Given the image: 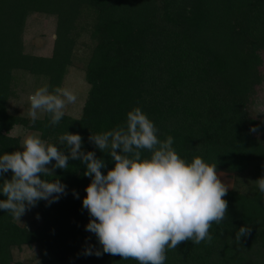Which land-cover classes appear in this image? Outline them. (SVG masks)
I'll return each instance as SVG.
<instances>
[{
	"label": "trees",
	"instance_id": "trees-1",
	"mask_svg": "<svg viewBox=\"0 0 264 264\" xmlns=\"http://www.w3.org/2000/svg\"><path fill=\"white\" fill-rule=\"evenodd\" d=\"M249 7L245 27L239 17ZM34 11L57 19L50 56L24 52L23 28ZM258 23L264 32V0H0V153L19 148V138L9 131L27 122L6 109L16 94L17 73L33 74L50 89L61 86L77 31L86 29L93 45L84 69L89 90L83 112L79 118L64 115L55 126H48L47 115L31 124L48 143H57L51 132L79 133L84 150L96 151L111 168V159L88 136L124 125L127 112L139 107L160 139L174 138V149L186 161L201 157L221 170L252 168L257 178L264 176V140L257 135L264 126L247 112L249 93L263 79L255 52L260 40L242 38ZM253 126L259 131H250ZM84 169L70 160L67 170L55 169V177H47L59 178L66 195L33 207L41 219L35 228L18 225L0 210V264H24L13 262L12 248L32 243L55 255L56 264H138L83 254L86 247H100L85 230L89 214L82 199L90 177ZM251 189H228V210L219 225L211 226V243L183 242L166 250L165 264H245L239 260L242 246L258 244L264 252V194L256 183ZM242 225L252 231L237 243Z\"/></svg>",
	"mask_w": 264,
	"mask_h": 264
},
{
	"label": "clouds",
	"instance_id": "clouds-1",
	"mask_svg": "<svg viewBox=\"0 0 264 264\" xmlns=\"http://www.w3.org/2000/svg\"><path fill=\"white\" fill-rule=\"evenodd\" d=\"M77 99L68 87L50 89L44 84L28 95L27 117L35 124L47 115L48 126H55ZM250 131L259 129L253 126ZM157 133L154 122L139 107L127 112L124 125L90 132L89 143L111 159V168L96 151L84 150L79 133L67 131L57 143L27 135L18 149L0 153V195L4 197L0 210L20 220L41 200L48 205L57 202L66 195V185L47 177H55V169L67 170L74 160L85 166L83 175L90 177L82 199L89 214L85 230L100 245L86 247L84 255L109 254L138 264H165L166 250L183 242L211 243V226L219 225L228 210L224 197L229 187L217 174L216 164L201 157L186 161L174 149L171 135L160 139ZM255 182L264 194V176ZM251 231V226H240L235 241L241 243Z\"/></svg>",
	"mask_w": 264,
	"mask_h": 264
},
{
	"label": "rangeland",
	"instance_id": "rangeland-1",
	"mask_svg": "<svg viewBox=\"0 0 264 264\" xmlns=\"http://www.w3.org/2000/svg\"><path fill=\"white\" fill-rule=\"evenodd\" d=\"M249 8L241 10L239 19L242 20V25L247 26V17L245 12ZM84 20H86L84 18ZM235 21V18H234ZM245 24V25H244ZM57 19L51 14L43 12H31L26 17L25 26L23 28L22 41L24 45V52L27 54H34L37 56H50L55 47V39L57 36ZM78 35L75 39L74 45L71 51L72 65L68 67L64 76L61 86L72 89L77 94V102L72 105H68L65 109V115L72 118H79L83 112V106L87 99L89 85L84 78V69L86 61L90 55V50L93 41L87 33L86 29H79ZM261 23L253 24L252 29H249V33L242 36V38L252 40L253 37H258L256 53H259L261 57L260 73L263 79L260 83L256 84L254 90L249 93V100L247 106V112L249 116L262 122L264 126V42L261 39L264 36ZM262 42V43H261ZM249 45V43H247ZM18 82L16 86L15 96H11L7 103L6 109L13 115L19 116L27 120L24 123L15 124L9 131V134L19 138V142L27 135H38L46 142H49L48 137H43L41 131L29 127L31 125L29 118L27 117L28 101L27 97L37 87L45 84V81L38 79V77L28 72L17 73ZM215 87H220L217 83ZM220 91V90H219ZM42 115L41 118H44ZM40 118V119H41ZM49 132H51L49 130ZM54 140L57 141L59 136L56 132H51ZM264 140V128L257 134ZM217 174L221 177V180L227 184L228 189H233L239 192L249 193L252 191V185L257 179V175L254 169L249 168L241 172H233L229 170H221L217 168ZM10 175V174H6ZM20 226H26L27 228H35L40 223L41 219L38 215V211L34 208L27 211L21 216L20 220H15ZM239 260H242L245 264H264V252L261 250V246L258 244L245 245L240 248ZM13 262L24 264H56L57 258L49 250L44 249L40 244L32 243L29 245H22L21 247L12 248Z\"/></svg>",
	"mask_w": 264,
	"mask_h": 264
}]
</instances>
